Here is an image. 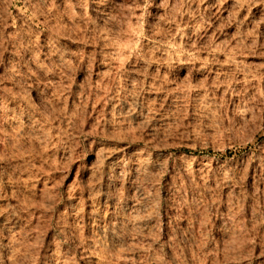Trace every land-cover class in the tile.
<instances>
[{
    "label": "rangeland",
    "instance_id": "1",
    "mask_svg": "<svg viewBox=\"0 0 264 264\" xmlns=\"http://www.w3.org/2000/svg\"><path fill=\"white\" fill-rule=\"evenodd\" d=\"M0 264H264V0H0Z\"/></svg>",
    "mask_w": 264,
    "mask_h": 264
}]
</instances>
